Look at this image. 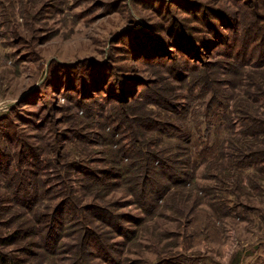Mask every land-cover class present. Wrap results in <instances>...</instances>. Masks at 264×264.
Listing matches in <instances>:
<instances>
[{"label":"rangeland","instance_id":"obj_1","mask_svg":"<svg viewBox=\"0 0 264 264\" xmlns=\"http://www.w3.org/2000/svg\"><path fill=\"white\" fill-rule=\"evenodd\" d=\"M133 77L128 109L110 92ZM261 92L264 0H0V255L264 264V128L247 135L237 119L264 120ZM143 113L182 132L131 121ZM243 142L253 156L234 153ZM139 143L162 159L188 150L190 165L146 158L143 170ZM143 171L156 192L138 193ZM70 200L80 215L57 211Z\"/></svg>","mask_w":264,"mask_h":264},{"label":"trees","instance_id":"obj_2","mask_svg":"<svg viewBox=\"0 0 264 264\" xmlns=\"http://www.w3.org/2000/svg\"><path fill=\"white\" fill-rule=\"evenodd\" d=\"M239 29V28H238ZM239 31V30H238ZM171 35H173V32L171 33ZM215 39L216 40H218L220 43L222 42V45H224V39H223V37H222V35L218 32V31H215ZM173 37H174V43H173V46L174 47H176L177 49L179 48L180 50V52H182V51H184L185 53H187L190 57V59H188L187 60V63H189L190 62V64H191V62H192V60H198L196 57H194L190 52L192 51L191 49V45H190V41H187L188 39H187V37H185V38H183V37H180L179 35L178 36H174L173 35ZM206 40H208V39H206ZM202 47L204 48L205 47V49H208L210 46H211V44L210 43H206V41L205 40H203L202 41ZM208 45H210L209 47H208ZM217 45V44H216ZM171 46V45H170ZM225 47H226V45H224ZM160 49V48H159ZM161 49H164L163 47H161ZM197 50V48L195 47V51ZM151 51V50H150ZM198 51V50H197ZM223 54H225V53H223ZM141 55H146V51L144 50V51H142V54ZM92 73H94V71L92 72ZM121 75V74H120ZM126 82H118L117 83V85H119V83H120V85L118 86L119 87V89H115V87L113 86V87H111V89H112V91L110 92V96H112L113 97V99H115L119 104H122V105H124V108H125V106L129 109V103H131V102H134L132 99L134 98V96L136 95L134 92H135V90H134V85H136V87L139 85L138 84V81L133 77V78H126ZM136 83V84H135ZM141 84V83H140ZM106 85V84H105ZM130 85V86H129ZM142 85H143V83H142ZM194 86H196V85H193V87ZM202 87H203V85H202ZM210 89H212V87L210 88ZM215 89V88H214ZM117 91V92H116ZM137 93V92H136ZM258 95H264L263 94V92H261V93H258ZM158 97V96H157ZM159 98V97H158ZM216 98H218V99H220V101H227L224 97H221V96H219V95H215V99ZM160 99V98H159ZM215 99L211 102V103H209L210 105L215 101ZM130 100H132L131 102H130ZM138 101V100H137ZM153 102H156V103H161L162 104V106H163V108L164 109H169L170 110V112L173 114V110H174V108H175V104H173V103H168L167 101H162L161 99H160V101L156 98V99H154V100H152ZM135 103H137V102H135ZM214 106H216L217 108H222V107H224V105L222 104V103H218V104H216V105H214ZM213 106V107H214ZM124 111H125V109H124ZM237 114H239V112H237ZM236 114V115H237ZM245 115V114H244ZM144 116H145V113H143L141 116L139 115V117H134L131 121H134V120H138L139 121V123H141V122H143V124L142 125H144V127L143 128H146V127H153L154 125L156 126L155 127V129L156 130H158L159 131V129H161V128H164V132H168V133H181L182 132V128L181 127H177V126H174V123H168V122H158V121H156V122H154L153 120H149L148 118H144ZM238 116V115H237ZM243 116V115H242ZM238 119V121H240L241 122V125L242 126H244V128L246 127V129H244V132L247 134V135H252V136H254V135H257L258 133H260L261 132V130H260V128L261 127H263L264 128V120H262V119H258V117H256V119H254L253 117H251V118H249V116H243L242 118H240V117H238L237 118ZM248 121H251L250 123H248ZM177 142H179V143H181L182 141H180V139L178 138L177 139ZM246 144L247 143H241L239 146H233V151H234V153L237 155V157H245V154H248V157H251V156H253L252 155V153H253V151H250V152H247V153H245V147H246ZM137 145V144H136ZM143 145L141 144V143H139V145H138V149H139V154H142L143 156L142 157H144L145 156V161L143 160V163L144 164H141L142 165V167H143V170H145L147 167H146V165L148 164V161H147V159L149 158L150 159V161H156V163H158L159 164V160H160V164H159V166L160 167H168L169 166V163H177V164H180V165H183V167H185V166H189L190 165V155H189V153H188V150H187V152L185 151V154H183V155H185L186 156V158H185V160H179V159H162L160 156H158V155H156V154H154L153 152L151 153V152H149V151H146L143 147H142ZM131 147V146H130ZM177 149H178V151L177 152H181V150L180 149H182L181 147H177ZM142 152V153H141ZM149 154H152L153 156H154V158H151V155H149ZM182 155V156H183ZM152 156V157H153ZM184 156V157H185ZM257 157L258 156H256L255 155V159H257ZM147 158V159H146ZM181 159H183V158H181ZM164 162V163H166L165 165H163L164 163L162 162V161ZM254 161V160H253ZM157 164V165H158ZM185 170H182L181 171V173H186V172H184ZM89 173V172H88ZM147 172H142L141 173V177H140V181H139V187H137L138 188V193H140V194H146L147 192H156L157 190H155V188H153V185H151V183H150V176L148 175V173L146 174ZM187 174V173H186ZM172 176H175V173L174 174H172ZM91 177H96L95 175H92ZM150 177V178H149ZM169 177H171V176H169ZM176 178V177H175ZM59 182L61 183V178H60V176H59ZM98 179H100V178H98ZM174 182V181H173ZM150 187V188H149ZM150 190H152V191H150ZM19 191H23V188H21ZM33 199V198H32ZM32 199L30 200V202L32 201ZM71 206V207H70ZM83 206V205H82ZM69 208L70 210V212L71 213H73L74 215H80L81 213H82V208H76L75 209V207L74 206H72L71 205V200L70 201H66L64 204H60L59 206H58V208H57V211L59 210V209H62V208ZM89 208H88V210H90V209H92L93 207L92 206H88ZM87 209V208H86ZM91 211H93V210H91ZM91 214L92 215H95L96 213H93V212H91ZM98 215H100V217L102 216H104V214L102 213V212H99V213H97ZM96 214V215H97ZM88 231V233H91V234H95V233H93V232H90L89 230H87ZM16 233V232H15ZM15 233H14V235H11L10 236V238H14V236H15ZM91 234L89 235V234H86L85 236H84V238H87L88 236H91ZM82 239L81 240V242H86L87 240L86 239ZM100 238H101V236L99 235V234H95V239H97V240H95L96 241V243H97V245H98V247L100 248V249H103V250H105L100 244H98L99 242H98V240H100ZM87 245V244H86ZM85 252H87L86 250L83 252V253H85ZM0 263H2V264H6V258H5V256L4 255H0ZM165 264H168V263H165Z\"/></svg>","mask_w":264,"mask_h":264}]
</instances>
